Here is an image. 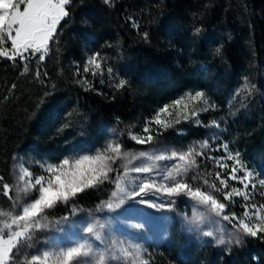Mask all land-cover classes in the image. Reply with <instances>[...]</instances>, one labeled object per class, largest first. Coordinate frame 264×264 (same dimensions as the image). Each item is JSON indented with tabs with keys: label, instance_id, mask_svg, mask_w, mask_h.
Listing matches in <instances>:
<instances>
[{
	"label": "trees",
	"instance_id": "16d2710c",
	"mask_svg": "<svg viewBox=\"0 0 264 264\" xmlns=\"http://www.w3.org/2000/svg\"><path fill=\"white\" fill-rule=\"evenodd\" d=\"M66 8L43 60L0 57L3 181L17 152L59 161L77 148L99 146L105 125L130 128L188 91H204L226 106L228 93L246 81L258 87L260 101L236 118L225 139L264 178V0H70ZM96 53L99 77L83 67ZM189 128L168 136L203 137ZM114 168L113 179L120 172ZM114 190L105 182L46 213L70 216L72 204L100 211ZM158 258L151 264H264V234L230 249L165 244Z\"/></svg>",
	"mask_w": 264,
	"mask_h": 264
},
{
	"label": "snow or ice",
	"instance_id": "6c2138e0",
	"mask_svg": "<svg viewBox=\"0 0 264 264\" xmlns=\"http://www.w3.org/2000/svg\"><path fill=\"white\" fill-rule=\"evenodd\" d=\"M70 0H0V57L16 61L28 60L29 56H37L39 60L45 58L44 54L48 52L49 44L55 39V35L60 22L68 15L66 6ZM110 3V0H105ZM147 38V33L144 34ZM219 51V49H217ZM99 53L94 54L88 59V65L96 69H101L99 62ZM85 67L84 71H89ZM25 71L27 68L25 67ZM109 73L112 69H107ZM95 74V73H94ZM39 75V73H37ZM126 85V81L120 80L117 83L118 88ZM14 87V86H13ZM248 89V85H244ZM197 105H204L198 108ZM215 105L211 104L203 92L197 91L194 94L186 93L184 96L175 99L171 104H166L147 121L143 128L144 135L134 134L129 131V138L137 144H151L154 136L151 134V125H156L158 134L160 129L167 130L173 126V121L165 117H171L173 110L176 119L174 123H179L181 119L187 121L193 117H198L201 111H209ZM212 126L219 127L216 121H212ZM209 144L204 141L196 147H189L186 151H160L159 153H149L140 151L138 153H129L122 151V144L119 142L109 143L103 152L96 155H82L76 159H63L58 164H50L44 167L47 175L33 177L28 169L21 168L22 175L19 180L23 182V188L17 187V201L19 193L22 191L25 195L35 192L26 204L20 206L18 213L0 212V216L5 217L0 220V264H14L15 255L21 246L31 241L35 231L47 227L41 223V219H46L43 214L46 210L54 208L58 203L68 204L80 193L90 188H96L105 182L113 183L115 190L111 192L107 200L101 201L97 210L107 209L109 212L122 208L129 201L138 203L151 208L164 209V203L157 204L151 197L157 199L164 197L168 200V206L174 203L173 198L186 196L196 205L205 206L210 212L220 216L229 223L236 221V238L234 241H225L223 238L217 241L218 244L240 243V234L257 237L264 234V205H249L245 203L243 215L237 216L224 214L226 204L218 201L216 197L202 187H193L188 182V173L198 167L197 157L204 156L202 151L208 148ZM227 150V145H223ZM125 161L122 165L123 173L118 174L115 179L110 175L118 172V169L112 167L117 160ZM210 159H215L210 157ZM225 158H221L216 163L221 168H227L223 163ZM227 159L235 163L231 166L228 179L238 181L243 185V190L233 188L231 191L223 192V198L231 201L234 196H243L245 201L250 200L248 189L255 188L251 183L253 172L248 171L239 160V153L229 154ZM141 160L140 165H134L133 162ZM147 160L149 163H144ZM178 161L157 173L160 167L159 162ZM236 165L244 171L243 176H238ZM43 167V166H42ZM131 174H136L131 176ZM155 174V175H154ZM159 176V179H157ZM138 179L139 182L129 190L125 181ZM215 178L223 188L228 187V180L221 176L220 172L215 173ZM0 177V182L3 181ZM192 180H197V176H192ZM204 185H208L216 192L221 189L215 183L209 185L208 180H203ZM259 184L264 186V179L259 180ZM0 191L9 195L12 186L8 183H0ZM11 199V196L9 195ZM16 201H14V206ZM131 207V206H129ZM127 210V209H126ZM75 212L76 209L73 208ZM64 219H67L65 217ZM201 219V216L193 214V222ZM252 221H257L253 223ZM104 224L97 221L96 224L87 226L84 231L91 237L99 240L100 232L97 229H103ZM205 236L212 237L213 232H205ZM30 246V244L28 245ZM115 248V243L113 245ZM120 256L125 259H131L132 264H148V261L142 258L139 245H129L118 249ZM85 258H91L89 264H111L112 261L119 259L114 253L94 250L91 243L87 240L75 243L73 246L60 248L57 252H43L42 255H32L30 259L25 258L24 264H81Z\"/></svg>",
	"mask_w": 264,
	"mask_h": 264
},
{
	"label": "rangeland",
	"instance_id": "374dc122",
	"mask_svg": "<svg viewBox=\"0 0 264 264\" xmlns=\"http://www.w3.org/2000/svg\"><path fill=\"white\" fill-rule=\"evenodd\" d=\"M46 54H44V56ZM90 57L92 56L87 57L83 64L84 69L85 67H89L90 69L87 73L96 77H99L98 73L104 74L101 72L103 70L102 64L101 69H96L95 67L88 65L87 62ZM245 84L248 85L247 90L244 89ZM197 91L203 92L209 102L215 105V107L209 111H201L198 117H193L187 121L181 119L179 123H174L176 115L173 110V115L171 117H165L166 119L173 121L172 127L167 130L160 129L159 131L161 134H158L157 126H150L151 134L155 138L151 144H137L132 141L128 135L129 131L134 134L144 135L142 130L150 119L139 122L130 128L121 125L117 127L105 125L104 129L107 131V134H105L104 141L99 146L94 148H77L63 159L72 160L79 158L82 155H96L98 152H103L106 146L112 142L121 143L122 151L129 153H138L140 151L159 153L160 151L165 150L167 152L186 151L189 147L193 146L200 150L199 144L207 141L209 147L202 150L204 156L196 158L198 167L192 169L188 173V182L192 184L193 187H202L204 190L212 193L218 201L225 203L226 209L224 214L231 215L232 213H235L237 216H242L245 203L257 206L264 205V186L259 184V180L264 179L262 178V173H260L261 171L258 169L255 172L253 169L249 168L248 165L243 162L240 154L239 160L248 171H251L254 174L253 177H251V183L255 184L256 187L254 189L251 188V186L249 187L248 193L250 195V200L248 201H245L243 196H234L231 201L223 198V192L225 191H231L233 188L243 190V185L238 181L228 179L231 166L235 162L227 159V157L229 154H235L238 152L229 141H226L225 136L230 130V125L236 122V118L240 115L245 117L246 112L252 107V105L260 101V90L255 84L249 81L237 85L228 93L226 106L201 90L188 91L186 93L194 94ZM186 93L178 98L184 96ZM171 103L172 101L169 104ZM197 107H204V105H197ZM212 121H216L219 127L212 126ZM184 125L190 127L189 131L199 132L203 137H192L175 141L174 138H179L176 136L173 137V135H169L170 137L168 136V133L170 132L176 134L185 133L180 130V127ZM124 137H126L127 142ZM223 145H227V150H225ZM210 157L215 159H210ZM222 157L225 158L223 163L228 165L227 168H221L216 163V161H219ZM63 159L59 161H49L45 159H33L27 157L22 152L15 153L12 158L9 177L5 181L0 182L8 183L12 186V191L9 193L11 199L9 198V195H5L3 191H0V212L18 213L20 206L26 204L36 195L35 192L25 195L24 192L21 191L17 201L16 188H23L24 186L23 182L19 180V177L22 175L21 168L28 169L32 172L33 177L47 175L44 171V167L50 164H58ZM141 162V160H136L133 164L138 166ZM143 162L149 163L147 160H144ZM124 163L125 161L118 159L112 167H118L120 169L119 174H122V165ZM173 163H178V161L169 160L159 162L160 167L157 169V173L161 172L166 165L170 166ZM236 167L238 169L236 174L238 176H243L244 171L240 169L239 165H236ZM217 172H220L221 176L228 180V187L226 189L216 180L215 173ZM135 175L136 174H131V176ZM194 175L198 177L197 180L191 179ZM157 179H159V176H157ZM204 179L208 180L209 185L215 183L221 191L216 192L208 185H204ZM138 182V179L130 178V180L125 181V184L127 188L131 190ZM151 199L157 204L164 203L166 207L164 209L151 208L129 201L122 206V208L112 212H109L107 209L97 212H89L72 204V213L70 216H66L67 219H64V216H48L46 213L49 210L48 209L43 214L46 216V219H41V223L46 224L47 227L35 231L31 241H29L28 244L22 245L18 253H14V264H24L25 258L30 259L32 255H42L45 251L54 253L59 251L60 248L73 246L75 243L84 242L85 240L91 243L96 251L107 250L120 257L119 259L112 261L111 264H132L130 258L125 259L120 256L118 249L120 247H128L129 245H139L142 258L147 260L148 264H151L153 260H159L158 256L161 253V247L165 244H169V247L171 248L175 245V242H177L181 248L196 242L201 246L213 245L219 249H230L233 246L242 245L247 238L252 237L240 234V243L232 242L223 245L218 244L217 241L221 238L225 241L235 240L236 228L234 225L236 221L231 223L224 221L220 216L210 212L205 206L196 205L188 197L183 195L174 197V203L170 206H168L167 198L161 197L157 199L153 196ZM14 201H16L15 206ZM73 208L76 209L75 212L73 211ZM194 213L197 216H201V219L193 222L192 218ZM4 218L5 217L0 216V220ZM97 221L105 225L103 229H97L100 232L101 237L99 240H96L95 237L89 236V234L84 231L87 226L96 224ZM252 222L255 223L257 221ZM209 231L213 232L214 235L212 237L204 235L205 232ZM173 236L177 237L175 242L171 241ZM114 243L115 248H113ZM29 244L30 246H28ZM166 251L168 252L170 249H167ZM90 259L91 258H85L81 264H89ZM49 264H51V261Z\"/></svg>",
	"mask_w": 264,
	"mask_h": 264
}]
</instances>
